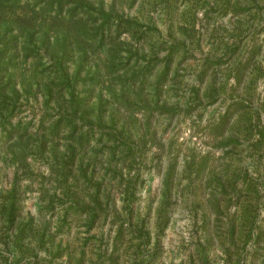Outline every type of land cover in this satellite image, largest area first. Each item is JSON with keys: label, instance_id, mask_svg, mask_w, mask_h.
<instances>
[{"label": "rangeland", "instance_id": "obj_1", "mask_svg": "<svg viewBox=\"0 0 264 264\" xmlns=\"http://www.w3.org/2000/svg\"><path fill=\"white\" fill-rule=\"evenodd\" d=\"M0 264H264V0H0Z\"/></svg>", "mask_w": 264, "mask_h": 264}, {"label": "trees", "instance_id": "obj_2", "mask_svg": "<svg viewBox=\"0 0 264 264\" xmlns=\"http://www.w3.org/2000/svg\"><path fill=\"white\" fill-rule=\"evenodd\" d=\"M4 30H5V29H4ZM8 30H9V29H6V30L4 31V34H6V33L8 32Z\"/></svg>", "mask_w": 264, "mask_h": 264}]
</instances>
